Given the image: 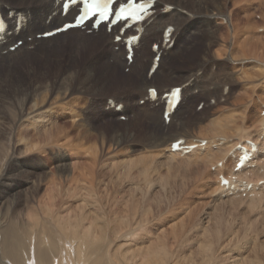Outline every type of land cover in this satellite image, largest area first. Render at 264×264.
Listing matches in <instances>:
<instances>
[{
	"label": "bare ground",
	"instance_id": "obj_1",
	"mask_svg": "<svg viewBox=\"0 0 264 264\" xmlns=\"http://www.w3.org/2000/svg\"><path fill=\"white\" fill-rule=\"evenodd\" d=\"M122 1L125 2L126 0ZM256 2L260 3L262 0H155V6L152 9L153 14L142 24L127 30L123 36L120 33L121 26L114 27L112 31L109 32L106 26H101L95 31L92 30L91 26L88 24L85 29H73L44 39L40 37L44 34L59 30L66 23H72L75 9L71 8L66 16H62V5L60 3L58 4L57 0H0V16L6 22V30L5 33L2 34L3 39L0 45V75H5L0 76V99L4 98V89L1 86H5V82H7L8 79L12 81V77L16 75V66L18 65L19 67V63L31 66L26 83L22 84L21 81H18L19 84L15 86L17 93H14V97L18 98V95H23V101L29 109L27 112L24 110L20 112L18 122H27V125L34 133L38 132V135L50 136L54 143L58 142L60 137L67 140L71 132L68 130L64 131L62 127L57 126V122L55 121H61L66 118V116L70 115L74 120L72 124V127L74 126L73 131H77L79 137H82L84 132L90 130H96V132H98V138L102 141V147L104 148L105 144H109L107 155L111 151V147H118L123 143L127 144L138 140L146 148L153 149L154 156L156 157H162L165 154L172 159L180 156L184 157L185 155H188L186 158L195 157L196 159L193 161V166H203L204 171L197 170L191 172L196 175H206L207 172L208 176H206L208 178H214L213 185L219 197L241 198L243 200H250L252 203L261 202L264 198V116H261L264 111V92L263 94L257 95L255 97L257 101L253 103L254 108H257L256 104L258 102L260 103L258 116L255 120H251L250 117L238 115L235 108L238 106L237 102L243 104L251 99V94L248 92L240 96V92L244 91L248 84H250V88L254 89V91L259 88L264 89V42H255L254 38L256 34L253 33V29L255 28L256 30V27L252 25L250 21L245 22L243 26L235 25L232 35H228L225 40L219 37L217 30L219 26L223 25L226 13H234L237 16L243 13L250 17L249 11L253 9V5ZM230 4L232 9L229 7ZM167 28H173L169 42H167L168 38L165 37V30ZM117 35L123 39L128 38V36L141 35L138 44L134 46V58L132 63L127 59L128 52L124 40L118 41V39H116ZM20 42L22 45L18 46ZM198 42H201L204 47L199 60L193 64L191 62V57L187 56L191 53L192 48L195 47V43ZM219 42L224 44H219ZM154 46H158V49L153 50ZM186 53L187 56L184 57ZM157 55H160L159 63H154V59ZM66 59L67 65L65 66L63 60L65 61ZM55 60H57V62H55ZM243 63L250 66L249 69L241 73L237 72L236 70ZM210 65L211 67L218 65L219 70L216 73H212ZM35 66H42L43 68L48 67V70L45 73H41V69L37 70V68L35 70ZM156 66V70L152 72ZM123 69H129V74L125 75L122 72ZM13 73H15V75ZM220 80L225 82H220ZM230 81L234 83L233 89L230 88L227 93V85H230ZM235 81H244L247 83V86H243V88L240 89L241 91L236 93L235 88L237 84H235ZM221 85L222 87L219 91ZM176 88H182V95L180 96L181 102L172 114L171 121L167 124L163 118L166 108V99H164L163 96L171 93L172 89ZM152 89L157 90L156 97L149 94V91ZM196 90H199V97L207 99L203 111L205 110V112H208V115L205 119H202L200 114H195V118H201V120H195L193 117L186 119L185 113L188 107L187 99H199L194 95ZM103 91L110 94H106ZM254 91H252V93H254ZM46 92L50 95V98L47 101L38 102V98ZM53 94L58 96V101L53 100L56 98H53ZM235 94H237L236 97ZM74 95L77 96L75 103L77 101H82L81 98L86 96L85 100L87 101V107L82 111L76 106L69 105L67 100ZM101 98H105L103 104L99 101ZM223 101H226V103L221 107L222 111L224 109H229V115H225L219 111L216 112ZM212 102H215V106H212ZM72 103L74 104V101ZM200 104L201 103H198L195 109ZM170 106L171 105H168V110H170ZM99 107L102 110L101 113L111 122L109 127L112 129L113 133L110 135L104 134L105 131L103 130H105L106 127L101 126L99 129L93 122L97 112L100 110L97 109ZM56 109L62 112H53ZM121 117H128L129 121L127 123L120 122L119 120ZM209 124H218V126H213L211 132H207L203 126L208 127ZM26 130H28V128H26ZM82 130H84V132ZM20 131H22V129ZM20 133H23V131ZM23 135L27 138L25 134ZM29 135L34 136L31 132ZM217 138H219L216 141L218 144L215 145L213 141ZM232 138H235L237 141L235 143L234 141L228 143V140ZM27 141L25 142L28 143V145L24 144L27 145V147L35 148V146H37L35 143V145H29L32 140L30 143ZM179 141H184L181 147H185L186 150L190 149L192 146L195 148L188 153H186L185 150L173 152L172 144ZM23 143L18 142L17 144L22 145ZM65 143L66 142H61L60 145H64ZM39 144H41L40 141ZM63 145L60 147L57 145V147L62 148ZM214 145L217 146V148L219 146H225L218 148V151H214L212 150ZM27 147L25 146V148ZM120 147L122 148V146ZM92 149L93 154L90 155V161H84V164H88L87 167L80 168L82 166H79V163H83V155L88 154ZM31 150L30 153L33 151ZM220 150L223 154L218 153ZM76 151L75 163H69V158L63 155L60 159L59 167L56 166L59 168L58 173H61V176L66 175L69 171H77L76 178L74 179L73 177L74 186L72 184V187L66 188L67 185L64 183L66 186L64 188L66 189L63 192L62 186L64 184H58V188H61V190L57 188L59 193L54 194V190V193L51 194L50 190L54 189V186L57 187V181L54 182V179L51 183L48 182V204L47 202L46 205L44 204L48 214L46 211L45 214L48 215L47 217H50L49 215L52 216L53 221L52 219L51 221L55 226L49 229L50 225L48 227L40 225V227H43L41 231L34 235L35 238H31V240H33L31 243L28 242V244H30L29 249L33 247V250H35L34 256H32L34 264H60V261H62L61 258L63 257L70 258V260L74 259V264H103L104 261L101 256L95 254L92 256L89 255L88 258L85 250L97 249L99 243H103V241L109 237H107V234L109 235L110 228H113L111 230L112 233L113 231L117 233L116 230L120 227L119 225L109 226L107 222L110 223V221H107L109 220L107 219L105 222L108 229L106 225L104 229L101 222L103 220L97 215H94L98 214L95 205L99 198L96 199V177L95 180H93L94 176L97 175L96 169L99 168L100 164L99 160L96 161L99 154L98 146L96 145L93 147L92 145V147L89 146L87 149L77 148ZM214 153L216 157L212 158ZM128 154L127 156H129ZM243 154L246 158L251 155L252 159L246 163L245 167L241 170H236V166L240 162V158ZM10 155H12V153ZM25 155L26 153L23 156ZM19 156L17 155L16 157L18 158ZM92 159L95 160V162L92 161V163ZM130 160L128 161L129 165L132 163ZM140 161L141 160H139V162ZM117 162L118 161H116V164ZM126 162L127 161L124 163ZM118 163L120 164V161ZM12 166H14V174L6 177L7 191H5L6 188L2 189L3 195H1L0 199V209L4 206L6 198L18 191V188L15 187L14 179H18L21 171L18 168L16 159H14V165ZM135 166L132 165L133 168ZM143 166L141 167L142 169L145 167ZM117 168H119V166ZM168 169H170V167ZM33 175H31L32 178H28L26 182H24L28 187L31 183L35 185ZM55 176L58 175L54 174L52 177ZM221 177L228 183L223 185ZM47 181H49V179ZM33 184L31 185L34 186ZM168 185H170V183ZM50 186H52V189H50ZM40 188L37 189L40 190ZM63 193L76 205V209H71L74 213L70 210L71 214L73 213L72 215L68 212L65 213L67 215H64L63 210H65V208L62 210L60 209V213L54 212L57 210V206L54 204H59V202H57L58 204L55 203V200L56 198L61 199ZM59 195L61 196L58 198L57 196ZM79 201H82V204H77ZM40 204H42V201ZM138 204H127L123 210L124 214L119 218L121 219L120 222L125 224L123 225L126 228L124 236L132 237V239L128 237L126 243L131 242L133 244V242H136L137 244L139 241L138 238L140 237L137 238L135 236L137 240H135L136 238L134 239L135 231L142 230V226L144 227V220L147 219L149 213V210L141 209ZM59 208L58 211H60ZM69 208H71V206H69ZM34 213L35 212H33L32 215H34ZM45 214L43 213L44 216ZM117 214L118 213H114L113 215ZM36 215L39 216L38 212ZM18 217H20V215ZM30 219H32V223L34 220L36 221L32 216H30ZM19 221L20 220H18V222ZM39 222H41V220H39L38 223ZM15 223H17V221ZM15 223L8 226L4 234V239L2 238V259H9L15 264H26V258L29 254V250L26 251V247H28L27 241H25L26 236L21 235L20 231L22 230H18L19 225H17L18 227L14 226ZM34 223L36 224L37 222ZM37 225L38 224L34 226L37 227ZM27 226H29L28 223ZM27 226L24 228L26 229ZM180 229L182 230L183 227ZM30 230H28V232ZM31 233H29V237ZM172 233H170V235ZM216 234L218 236L221 235L220 233V235L218 233ZM51 237H53L52 241L50 240ZM109 238L113 239L112 236ZM124 238L125 237H123L122 240H124ZM66 239H70L71 242L68 243ZM173 239L175 241L177 240V242L180 240L181 242L183 236H181V234H175ZM207 241L204 245L203 243L201 244L199 250L205 255L204 258L208 261L216 254L215 251L217 248H215L216 244H213L212 241H209V243H207ZM219 242L220 238L218 237L217 243ZM152 243L156 242L152 241ZM60 244V251L53 257L54 252L59 250L58 246ZM127 245H130V243ZM143 247L144 246L141 245V248L135 251L131 246H125V249L123 248L122 263L172 264L174 262L175 264H180L170 253L168 240L166 241V239H164L161 244H152L149 247L147 245V247L145 246L146 248L144 247L145 249ZM76 250L77 253H75ZM89 250L88 252H91V250ZM22 254H25L26 257H23ZM81 258L83 262H78ZM193 260L194 259H190L189 264L190 262H195V260ZM246 261H248V259ZM28 262H30V260H28ZM196 263L197 262L194 264ZM0 264L6 263H3L0 259ZM250 264H253V262L251 263L250 261Z\"/></svg>",
	"mask_w": 264,
	"mask_h": 264
},
{
	"label": "rangeland",
	"instance_id": "obj_2",
	"mask_svg": "<svg viewBox=\"0 0 264 264\" xmlns=\"http://www.w3.org/2000/svg\"><path fill=\"white\" fill-rule=\"evenodd\" d=\"M229 7H230V9H232L231 4ZM249 15H250V17L246 16L243 13L239 14L238 16L235 15L234 13H226L225 17H224L225 21H224L223 25H221L217 28L219 37H222L225 40L228 35H230V36L232 35L233 29H235V27H234L235 25L243 26L245 22L250 21L251 24L255 25V27H256V30H255V28L253 29V33L256 34V37L254 38L255 42H258V41L264 42V0H262V2H260V3L259 2L254 3L253 9L249 11ZM246 37H248V36H246ZM220 43L224 44L222 42H219V44ZM203 47H204V45H202L201 42L195 43V47L192 48L191 53H189L188 56L186 53L184 55V57H186V56L191 57V62L193 64H195L200 58V54L203 50ZM66 52H68V51H66ZM65 61L63 60V63L66 66L67 65V59ZM55 62H57V60H55ZM245 65H246V67H245ZM35 67H36L35 70L37 68H38L37 70L41 69V71H42L41 73H45L48 70V67H46V68H43L42 66L41 67L35 66ZM249 67L250 66H247V64L243 63L241 66H239V68L236 71L241 73L242 71L249 69ZM210 68H211L212 73H216L219 70L218 65H214L212 67L210 65ZM16 69H17L16 75H15V73H13L15 76L12 77V81L10 79H8V81L5 82V86H1L4 89V93H3L4 98L0 99V110H1L0 111V118H1L0 119V136L2 137V138L0 137V173H1V175H0V199H1V195H3L2 189L6 188L5 191H7V187H6L7 186V182H6L7 178L6 177L12 176L14 174V172H13L14 166H12V165H14V159H16V161L18 163V168L21 171L20 172L21 174L18 177V179H20V180H18L17 178L14 179L15 180L14 184H15V187L18 188V191L13 195L8 196L6 198V202H5L4 206L0 209V214H1L0 215V218H1L0 221L2 220L0 222V224H2V225H0L1 226L0 227V259L3 261V263L15 264L13 261H11L9 259L8 260L6 258L2 259L3 243H1V242H2V238L4 239V234L6 233L5 231H7L8 226H10L11 224H13L17 221L18 224L15 223L14 226L18 227L17 225H19L18 230H22V231H20L21 235L26 236L25 237L26 239L25 238L24 239H25V241H27V245H28V247H26L27 248L26 251L29 250V254L26 258V260H27L26 264H34V262H33L34 260L32 259V256H34L35 250H33V247H31V249H29L30 244H28V242L31 243V241H33V240H31V238L33 239L34 235L38 234L37 232L41 231V228H43V227H40V225L41 226H47V227L50 225L49 229H52V228H54L53 226H55V224L53 225V222H52L53 221L52 216L49 215L50 217H47L48 215L45 214L47 212L46 207H45L46 202L48 204V199H47V193H49V185H48L49 183L48 182L51 183V181H53L54 179H55L54 182L57 181L56 182L57 187L52 185V186H54V189H52V186H50V189L53 190V192H52V190H50L51 194L54 193V190H55L54 194H56V193H59V191H57V188L59 187L58 184L63 185L65 183L67 185V187L65 186V184L62 186L63 192L65 191L66 188L72 187V184L74 186L73 180L76 178V175H77L76 170L69 171L66 175H62V176H61V173H58L59 172V168H58L59 166L58 165H59L61 157L63 155H65L69 158V161H68L69 163L70 162L75 163L76 162V152H77L76 150H77V148H84V149L86 148L87 149V147H89V146L92 147V145H93V147H94L97 145L99 148V154L97 156L96 161L99 160L100 164H99V168L96 169L97 175L94 176L93 180H95V177H96V182H95L96 193H97L96 199L98 197L99 198H98V202L95 205L96 211L98 214H94V215H97L98 217H100L103 220V221H101L103 224V226H102L103 228L106 225L105 220H107V219H109L107 221H110V223L107 222V224H109V226L112 227V226H118L119 225L120 227L117 228V230H116L117 233L115 231H113V233H112L111 230L113 228H110L109 235L107 234V237L112 236L113 239L109 238V237L106 238L103 241V243H99L97 249H90L92 253L88 252L89 249L88 250L86 249L85 252H86V255L88 258H89V255L92 256V255L97 254V256L102 257L105 264H123L122 263V255H123V251L125 249L124 248L125 246L126 247L131 246L133 250L138 251V249L141 248V245L144 247L145 246L147 247V245H148V247H149L152 244H155V245L161 244V242H163V240L166 239V241L168 240V248L170 250V253L174 256V258H176V261L180 264H183V263L189 264L190 259L191 260L194 259L195 262H197L196 264H199V263L200 264H244V262L247 259H248V261H246L245 264H250V261H251V263L253 262V264H264V198H263V200H261V202L252 203V202H250V200H246V199L243 200L241 198L235 199V198L224 197V196L219 197L217 195V193L215 192V188L213 185V179L214 178H211V177L208 178L207 172H206L207 176L206 175H196V174H193L191 172V171H197V170L202 171V172L204 171L203 166H197V165L193 166V161L196 159L195 157L194 158H186V157H188V155H185L184 157L180 156L178 158L172 159V158L168 157V155H166V154L162 157H156V156H154V150L153 149L146 148L138 140L127 143L128 145L126 143H123L120 145V146H122V148L120 146L111 147L110 148L111 151L107 155V151L109 149V144L108 145L105 144L104 148L102 147V141L98 138V136H99L98 132H96V130L95 131L90 130L87 132H84V130H82L84 132L83 136L79 137L78 132L73 131L74 126L72 127V124H73L74 120L72 119V117L70 115L66 116V118H64L61 121H55V122H57L56 123L57 126L62 127L64 131L68 130L71 132L70 135H68L67 140L60 137V139H58V142L55 141L56 143H58V144H56L51 140L52 137L43 136L41 134L38 135V132H36V131H35L36 133H34V131L31 130V128H29V126L27 125L28 124L27 122H23V123L18 122L20 112L22 110L27 112L29 109L23 101V95L22 94L18 95L19 96L18 98L14 97V93H17V91L15 90V86L17 84H19L18 81H21L22 84L26 83V81L28 80V72L31 70V66H27V65H24L23 63H19V67L17 65ZM122 72L125 75H127V74H129V69H127V70L123 69ZM0 76H5V75H0ZM220 82H225V81L220 80ZM11 83H13V84H11ZM229 84L230 85H227V93L229 92L230 88L233 89L234 83L230 81ZM235 84H237V86L235 88L236 93H239V91H241L240 89L243 88V86L244 87L247 86V83L244 81H237ZM249 85L250 84H248V86L246 87V89L244 91L240 92V96H242L244 93L248 92L249 94H251V99L249 101H246L243 104H241V102H237L238 106H237V108H235V110L237 111L238 115L250 117L251 120H255L258 116L260 103L258 102L256 104L257 108H254L253 103L255 101H257V98H255L257 95L263 94L264 89L259 88V89H256L254 91V89L250 88ZM221 87H222V85L220 86L219 91L221 90ZM252 91H254V93H252ZM103 92L106 93L105 91H103ZM106 94H110V93H106ZM194 95H195V97H197L199 99L198 100H195L192 98L187 99L188 107L186 109L185 118L189 119V117H193L195 120H201V118H195V114H200L202 119H205L206 116L208 115V112H205V110L203 111V109L206 105L207 99L204 97H199V95H200L199 90H196ZM236 96H237V94H235V97ZM54 97H56V98L53 100L58 101V99H57L58 96L56 94H53V98ZM85 97L86 96H83L81 98L82 101H79V102L77 101L75 103L77 96L74 95V96H71V98L67 101H68L69 105L76 106L82 111L85 107H87L86 106L87 101L85 100ZM49 98H50V95H48L47 92L43 93L38 98V102L47 101ZM73 101H74V104L72 103ZM99 101L103 104L105 101V98H101ZM198 103H201V104L195 109V107ZM225 103H226V101L221 102V104L217 108L216 112L219 111L225 115H229L230 114L229 109H224L222 111L221 107L224 106L223 104H225ZM98 105H100V104H98ZM212 106H215V102H212ZM97 109H100V110L97 112L96 117L94 118V121H93L95 126L98 127L99 129L101 126L106 127V129L103 130V131H105L104 134H107V135L112 134L113 131L109 127L111 122L109 121V119H107V117H105L101 113L102 110L100 107ZM60 111L61 110L56 109L53 112L60 113ZM261 116H264V111L262 112ZM1 120H2V122H1ZM119 121L127 123L129 121V118L128 117H121ZM58 122H59V124H58ZM17 126L19 127V129ZM24 126H25V128H24ZM213 126H218V124H209L208 127H205V126H203V127L205 128V130L207 132H211ZM26 128H28V130H26ZM21 129H22L23 133H20V132H22V131H20ZM12 132L15 134H13ZM30 132H31V134H34V136L33 135L30 136L29 135ZM3 134H4V136H3ZM20 134H21V137H20ZM23 134H25V136L27 138H25ZM16 136L20 137L22 139L17 138ZM10 138H12V139H10ZM68 139H69V141H68ZM218 139L219 138H217L216 140L213 141L215 143V145L218 144L216 142ZM23 140H25V141L28 140L27 142H29V143L32 140L31 144H29V145H32L35 143L38 147L37 146H35V148L27 147L28 143H26ZM39 141L41 142V144H39ZM233 141L235 143L237 140H235V138H232V139L228 140V143L233 142ZM11 142H13V143H11ZM15 142H16V144H15ZM18 142H20V143L24 142L22 145H24V144H27V145H24V146H22L20 144L18 145L17 144ZM46 142H47V144H46ZM59 142L60 143L66 142L64 144L66 147L62 144L63 147L59 148L60 146H62V145H60ZM9 143H11L12 145ZM45 144L49 145V146H46ZM54 144H55V146H54ZM57 145L58 146L60 145V146L57 147ZM68 145H70V146H68ZM215 145L212 148V150H214V151H218L217 150L218 148H222L223 146H225V145H223V146H219L217 148V146H215ZM9 146H10V148H9ZM25 146L29 149L25 148ZM72 146H73V148H72ZM49 147H50V149H49ZM57 148H59V149H57ZM63 148H65V149H63ZM36 149H37V151H36ZM38 149H41L43 151L38 150ZM93 149H92V151L88 152V154L83 155V157H82L83 163H79V166H82L80 168L87 167L88 164H84V161L85 162L90 161L89 159H90V155L93 154ZM30 150L32 151L31 153H30ZM116 151H118V152H116ZM132 151H135V152H132ZM16 152H18V153H16ZM11 153H12V155H10ZM25 153L27 156L26 155L23 156ZM218 153L223 154V152L221 150ZM19 154L21 157L19 156ZM127 154L129 156H127ZM17 155L19 156L18 158L16 157ZM139 156H141V157H139ZM104 157H106V158H104ZM107 157H109L110 159ZM214 157H216L215 153L212 155V158H214ZM142 158H143V160H142ZM136 159L138 162L136 161ZM109 160H111L112 162ZM115 160L118 162L120 161V164H122V165H120L118 162L116 164ZM123 160H125L127 162L124 163L125 161H123ZM129 160H130V162H132L131 165H129V162H128ZM139 160H141V161L139 162ZM152 160H153V162H152ZM92 161L95 162V160H93V159L91 160V162ZM122 161H123V163H122ZM89 164H91V163H89ZM111 164L113 167L111 166ZM127 164H128V166H127ZM137 164H138V166H137ZM147 164H148V166H147ZM8 165H9V167H8ZM132 165H134V166L136 165V166L133 168ZM141 165L142 166L144 165L145 167L143 166L144 168L142 169ZM56 166H58V167H56ZM118 166H119V168H117ZM124 167L127 169H125ZM169 167H170V169H168ZM127 171L128 172L132 171V172L128 173ZM11 172H13V173H11ZM212 172H214V171H212ZM54 174L58 175V176L52 177V176H54ZM31 175H33V178H34L33 180L35 181V185L33 183H31V184H33L36 188L34 186H32L31 184L28 187L24 183V182H26V180L28 178H32ZM44 175H46V176H44ZM50 175L52 178L50 177ZM171 175H173V176H171ZM39 177H40V179H39ZM44 177H45V179H44ZM73 177H74V179H73ZM48 179H49V181H47ZM59 181L60 182L62 181V182L60 183ZM68 181H69V183H68ZM169 183H170V185H168ZM64 187H66V188H64ZM37 188H40V190ZM58 190H61V188H58ZM46 191H48V192H46ZM191 194H193V195H191ZM133 195H135V196H133ZM60 196L61 195H59L57 197L59 198ZM65 196L66 195L63 193V196H61V199L56 198L55 203L59 202V204L58 203H57L58 205L54 204L55 206H57V210H55L54 212L60 213L61 210L65 208L66 211L63 210L64 215H67V214H65L67 212L70 214H71V212L74 213V211H72V210L76 209L75 203L73 201L69 200L67 196L66 197ZM120 197H121V199H120ZM39 198H40V200H39ZM132 199H134V200H132ZM41 201H42V204H40ZM69 201H70L71 205L69 204ZM72 202H73V204H72ZM140 202H142V203H140ZM132 203H134L135 205H137L139 203L138 205L141 207V209L149 210L147 219L144 220V227L142 226V230L135 231L136 233L134 234V239L136 237L137 238L140 237V238H138V240H139L138 242L140 245L138 244V242H137V244H136V242H133V244L131 242H128V243H130V245H127L128 243H126L127 242L126 240H128V237H129V239L130 238L132 239V237L131 236H124L125 235L124 231L126 230V228L123 225H125V224L120 222L121 219H119L122 216V214H124L123 213L124 207L127 204L132 205ZM77 204H82V201L77 202ZM41 205H43V206H41ZM28 206H29V208H28ZM69 206H71V208H69ZM39 208L42 210V212ZM55 208H53V209H55ZM58 208H59V210L60 209L61 210L58 211ZM70 210H71V212H70ZM20 211H22L23 213ZM33 212H35L34 215H32ZM37 212H38V215L40 213H42V214L37 216L36 215ZM113 212L118 213V214L113 215L114 214ZM24 213H26V214H24ZM43 213L45 214L46 217L43 215ZM47 214H48V212H47ZM19 215L22 219L20 217H18ZM25 215H27L29 218ZM29 215L34 217V219H36V221L34 220V222H37L36 224H38L37 227L39 230L37 229L36 226H34L36 224L34 222L32 223V219H30ZM44 217H45V219H44ZM15 218H17V219H15ZM47 218H49V219H47ZM23 219H24V221H23ZM51 219H52V221H51ZM189 219H190V221H189ZM18 220H20V221L18 222ZM39 220H41V222L42 221L43 222L38 223ZM11 221H13V222H11ZM3 222H4V224H3ZM29 222H30V224H29ZM27 223L30 227L27 226ZM20 224H21V226H20ZM46 224H48V225H46ZM240 225H242V226H240ZM26 226H27V228L25 229L24 227H26ZM31 226L33 227V229ZM182 227H183V229L181 230L180 228H182ZM19 228H21V229H19ZM106 228H107V225H106ZM28 230H30L31 232L33 231L32 232L33 236H32V233L30 231L28 232ZM163 231H165V232H163ZM172 231H173V233H172ZM207 231H208V233H207ZM29 233H31L30 237H29ZM140 233H141V235H140ZM170 233H172V234L170 235ZM216 233H218V234L220 233L221 235L219 234L220 236H218ZM175 234H177V235L181 234V236H183V239L181 242H180V240H178V242H177V240L175 241L173 239ZM48 236H49V232H48ZM28 237H29V239H28ZM123 237H125L124 240H122ZM218 237L220 238L219 243H217ZM137 238L135 240H137ZM236 239H237V241H236ZM50 240L52 241L53 237H51ZM151 240L153 242H156V243H152ZM172 240H173V242H172ZM66 241L68 243L71 242L70 239L69 240L66 239ZM206 241H207V243H209V241H212L213 244H216L215 248H217L215 251L216 254H214V256H212L210 258V260H208V261L206 260V258H204L205 255H203V253L199 250V247L201 246V244L203 243V245H204L206 243ZM113 242H115V243H113ZM187 243H188V245H187ZM218 244H220V245H218ZM103 245H104V247H103ZM60 248H61V244L58 246L59 250H56L54 252L53 257H55L58 254V252L60 251ZM108 248H110V249H108ZM32 250H33V252H32ZM94 250H96V251H94ZM75 253H77V250ZM25 254H22L23 257H26ZM182 255H183V257H182ZM176 256H178V257H176ZM200 256H201V258H200ZM181 258H182V260H181ZM28 260H30V262H28ZM61 260L62 261H60V264L61 263L62 264H66V263L67 264H74L75 263L73 261L74 259L70 260V258H66V257L61 258ZM92 260H93V257H92ZM78 262H83L82 258ZM104 262H103V264H104ZM195 262H192V263L190 262V264H194ZM241 262H243V263H241ZM172 264H175V263L173 262Z\"/></svg>",
	"mask_w": 264,
	"mask_h": 264
},
{
	"label": "snow or ice",
	"instance_id": "obj_3",
	"mask_svg": "<svg viewBox=\"0 0 264 264\" xmlns=\"http://www.w3.org/2000/svg\"><path fill=\"white\" fill-rule=\"evenodd\" d=\"M73 3L78 4L74 11L75 24L65 25V29L82 26L90 17L110 23L129 19L142 20L143 16L140 13L145 11V6L136 4L135 0H126L123 4H120L119 0H73ZM116 39H120L119 35L116 36ZM151 91L155 94V90ZM165 115L167 118V113ZM173 146L179 147V144ZM225 183L227 182L225 181Z\"/></svg>",
	"mask_w": 264,
	"mask_h": 264
}]
</instances>
